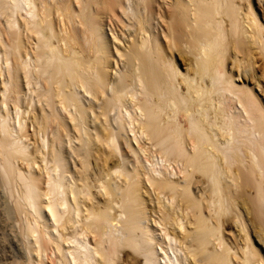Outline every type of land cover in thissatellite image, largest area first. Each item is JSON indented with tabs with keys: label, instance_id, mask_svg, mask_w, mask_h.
Masks as SVG:
<instances>
[{
	"label": "bare ground",
	"instance_id": "1",
	"mask_svg": "<svg viewBox=\"0 0 264 264\" xmlns=\"http://www.w3.org/2000/svg\"><path fill=\"white\" fill-rule=\"evenodd\" d=\"M0 188L17 264H264V0H0Z\"/></svg>",
	"mask_w": 264,
	"mask_h": 264
},
{
	"label": "rangeland",
	"instance_id": "2",
	"mask_svg": "<svg viewBox=\"0 0 264 264\" xmlns=\"http://www.w3.org/2000/svg\"><path fill=\"white\" fill-rule=\"evenodd\" d=\"M258 68H259V64L256 65V69ZM32 131L33 128H30V132ZM144 142L148 143L146 138L143 139V143ZM0 189H1L0 190V264H14V263L17 264L23 261L22 252L18 250V248L21 249L19 232H18L17 224L15 222V215L9 209L11 208L10 205L12 204L9 201V199H6L7 198L6 192L3 190V188ZM4 203L9 207L6 206ZM15 239H17V242H15L16 241ZM19 251L21 252L20 254Z\"/></svg>",
	"mask_w": 264,
	"mask_h": 264
}]
</instances>
